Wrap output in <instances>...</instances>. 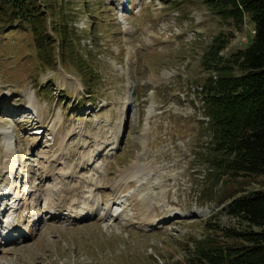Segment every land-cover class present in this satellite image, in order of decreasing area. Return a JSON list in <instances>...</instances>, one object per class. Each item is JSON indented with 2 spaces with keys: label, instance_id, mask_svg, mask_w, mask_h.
I'll use <instances>...</instances> for the list:
<instances>
[{
  "label": "rangeland",
  "instance_id": "1",
  "mask_svg": "<svg viewBox=\"0 0 264 264\" xmlns=\"http://www.w3.org/2000/svg\"><path fill=\"white\" fill-rule=\"evenodd\" d=\"M26 1L16 12L0 0V127L14 142L17 183L37 180L29 147L55 159L70 148L74 161L94 157V193L118 215L58 221L19 246L4 241L0 264H193L198 240L245 228L228 205L264 190V175L210 172L200 92L215 76L204 65L214 39L228 40L223 60L245 49L255 32L249 15L236 27L205 0ZM129 178L137 182L128 187Z\"/></svg>",
  "mask_w": 264,
  "mask_h": 264
},
{
  "label": "trees",
  "instance_id": "2",
  "mask_svg": "<svg viewBox=\"0 0 264 264\" xmlns=\"http://www.w3.org/2000/svg\"><path fill=\"white\" fill-rule=\"evenodd\" d=\"M2 1L16 12H24L28 5L26 0ZM205 3L222 18L233 19L236 27L243 26L248 14L255 32L245 49L232 52L225 60L220 53L228 40L219 35L204 57V65L216 70L200 92L210 136L204 157L213 165L210 172L216 171L217 178L264 175V0ZM235 67L238 74L233 72ZM228 208L246 227L224 229L225 239L216 234L201 238L191 253V262L264 264V190L237 197Z\"/></svg>",
  "mask_w": 264,
  "mask_h": 264
},
{
  "label": "bare ground",
  "instance_id": "3",
  "mask_svg": "<svg viewBox=\"0 0 264 264\" xmlns=\"http://www.w3.org/2000/svg\"><path fill=\"white\" fill-rule=\"evenodd\" d=\"M18 111H12V113H16V116H21L17 113ZM25 111L38 113L37 109L31 108ZM35 117H33L34 120H36ZM37 122L36 124H39V121ZM32 130L35 132L34 128ZM35 133L41 134V132ZM1 134L6 135V141L8 140V148L6 150L8 157L3 163V170H5L4 168H9V170L4 172L7 177L5 181L2 178L3 174L0 178V224L6 212H14L13 214L15 215L14 221L8 222L5 229L2 226L0 227V250L2 252H4L2 244L4 241L6 244L17 243L19 246L28 238L33 237V235L36 236V233L38 235L48 228L60 226L56 224L58 221L66 225H73L77 221H85L95 215H101L105 218L118 215V211L114 212L113 209L106 205L102 193L101 199L94 193L98 189V179L96 177L99 167L96 165L92 166L93 156L83 155L79 161H74V158L70 157L71 149L63 148L62 155L59 153L62 150H56V153H59L61 157L59 156L60 158L55 159L57 155L52 156V152L49 154L46 149L42 150V153L34 154L35 148L29 147V154L32 153V157H38L37 161L41 166H38L34 171L35 175H37L35 184L29 181L19 187V183H17L19 176L14 171L13 162L15 160L13 158L12 162L13 155H11L14 142L11 137L9 139V129L0 127ZM15 142L17 143V141ZM46 163H49L48 167L45 165ZM58 165H61L60 170H58ZM89 167L91 168L88 169ZM85 169H88L87 173L92 171L93 173L89 175L82 173ZM133 172H130V174H133ZM138 177L141 176L138 175ZM45 180L52 181V186L45 187ZM136 180L129 178L127 186H133L137 182ZM43 200L45 202L41 208ZM39 205L40 207L37 208ZM103 205L106 206L102 207ZM10 209H13V211H9ZM146 216L143 222L151 225L152 221L149 219L151 216ZM36 225H39V228H36ZM35 229L38 230L35 232ZM1 239L3 240L1 241Z\"/></svg>",
  "mask_w": 264,
  "mask_h": 264
}]
</instances>
